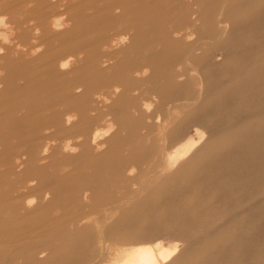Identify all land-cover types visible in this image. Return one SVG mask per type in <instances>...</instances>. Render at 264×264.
Wrapping results in <instances>:
<instances>
[{"label":"rangeland","instance_id":"1","mask_svg":"<svg viewBox=\"0 0 264 264\" xmlns=\"http://www.w3.org/2000/svg\"><path fill=\"white\" fill-rule=\"evenodd\" d=\"M45 11L70 31L49 27L36 54L6 48L39 35ZM0 14V264H121L156 240L181 248L165 264H264V0H0ZM123 30L121 45L104 44ZM75 49L60 76L38 58ZM79 83L58 105L73 127L40 110ZM200 127L214 134L176 157ZM16 155L30 161L17 167ZM21 183L41 187L24 201L51 190L43 207L14 209Z\"/></svg>","mask_w":264,"mask_h":264},{"label":"bare ground","instance_id":"2","mask_svg":"<svg viewBox=\"0 0 264 264\" xmlns=\"http://www.w3.org/2000/svg\"><path fill=\"white\" fill-rule=\"evenodd\" d=\"M19 1V0H18ZM34 1V0H33ZM65 1V0H64ZM257 1V0H256ZM12 2V1H11ZM26 2H28V1H26ZM30 2V1H29ZM28 2V3H29ZM32 2V1H31ZM45 2H48V1H45ZM63 2V1H62ZM138 2H140V1H138ZM178 2V1H177ZM198 1H196L195 3H197ZM53 3V2H52ZM77 3V2H76ZM142 3V2H141ZM147 3V2H146ZM167 3V2H166ZM225 3V2H224ZM224 3H222V5H224ZM20 4V3H19ZM59 4V3H58ZM72 6H73V4H71ZM250 5H252L251 3H250ZM28 6V5H27ZM15 7H16V5H15ZM29 7V6H28ZM59 7V6H58ZM11 8H13L12 6H11ZM17 8V7H16ZM20 8V7H19ZM61 8V7H60ZM170 8V7H169ZM7 9V8H6ZM9 9H10V7H9ZM21 9V8H20ZM106 9H107V7H106ZM119 9V8H118ZM173 9V8H172ZM183 9V8H182ZM181 9V10H182ZM62 10H64V8H62ZM88 11V10H87ZM98 11V10H97ZM119 11H121V10H119ZM103 12V11H102ZM220 12V11H219ZM10 13H12V11L10 12ZM24 13V12H23ZM47 13L48 12H46L45 11V15H43V16H41L40 17V20H38L35 24H33V26H32V28L33 29H36V30H39L40 31V34L39 35H35V36H32L31 38H32V40H31V42H25V41H22L21 43H14L13 45H8L6 48H8V49H10L11 47H16V48H21L20 49V51H22V52H25V53H27V52H30V53H33V54H36L37 52H39L40 51V49H41V47H42V45L44 44L43 42H40L39 40L42 38V37H44V35L49 31V27L51 28V29H54V30H62V31H60V33H66V32H69L70 31V29H67V27L65 26V24L67 23V20H65V19H62L60 16V19L58 18V19H54V21H50V22H48L47 21ZM60 13V12H59ZM19 14V13H18ZM49 14V13H48ZM1 15V14H0ZM56 15V14H55ZM54 15V16H55ZM64 15V14H63ZM2 16V15H1ZM33 16V15H32ZM3 18H4V15L2 16ZM7 17V16H6ZM23 17V16H22ZM2 18V19H3ZM168 18V17H167ZM166 18V19H167ZM24 19V18H23ZM49 19V18H48ZM26 20V19H25ZM218 20V19H217ZM225 20L227 21V20H229L228 19V16L226 15V18H225ZM166 21V20H165ZM239 21V20H238ZM32 22H34V21H32ZM69 22V21H68ZM217 22V21H216ZM204 24V23H203ZM202 24V25H203ZM3 25V24H2ZM195 25V24H194ZM246 25V24H245ZM252 25V24H251ZM5 26H6V24H4V28H5ZM63 27H64V29H63ZM10 28L11 29H14L15 27H11L10 26ZM26 28V27H25ZM224 28V27H223ZM226 28L230 31V32H232V31H234V29L236 28V24H234V23H231V26H229V25H226ZM6 30V29H5ZM16 30V29H15ZM184 29H183V27H180V28H174L171 32H173L174 33V35H177L178 33H180V35H177V36H174L176 39H180V38H182V37H185L187 34H188V32L187 31H183ZM189 30V29H188ZM223 30V29H222ZM2 31V30H1ZM10 31H12V30H10ZM27 32H28V30H27ZM221 32V31H220ZM3 33V32H2ZM1 33V34H2ZM11 32H9V34H10ZM0 34V35H1ZM4 34V33H3ZM13 34V33H12ZM127 34H128V32L127 31H119L118 33L116 32V33H113L111 36H109V37H107L106 39H105V41H104V44H107V45H109L110 47H112V46H115V45H121L120 43H121V41L123 40V38L125 37V36H127ZM169 34V33H168ZM6 34H4V36H5ZM173 35V34H172ZM190 35H192V34H190ZM189 35V36H190ZM63 36V35H62ZM85 36V35H84ZM132 36V35H131ZM2 37H3V35H2ZM6 37V36H5ZM64 37V36H63ZM87 36H85L84 38H86ZM59 38V37H58ZM65 38V37H64ZM63 38V39H64ZM186 38V37H185ZM216 38V37H215ZM218 38V37H217ZM46 39V38H45ZM208 40V39H207ZM7 41V40H6ZM43 41V40H42ZM214 41V40H213ZM56 42V41H55ZM175 47V46H174ZM18 48V49H19ZM170 48V47H169ZM169 48H166V49H169ZM1 49H2V47H0V51H1ZM158 49V48H157ZM76 49L74 50V52H71V53H67V54H64V55H61V57L60 58H54V57H49L48 55H50V54H43V53H40V55H39V59H43V63H45L44 65L46 66V65H48V67L47 68H45V69H47L49 72V74L50 73H58L59 74V76H60V74L62 75V74H66L67 72H70V71H66V72H64V71H62V73L60 72V70H62V69H66V70H68V68L70 69V67L72 68V66H73V68L75 69L76 68V64H77V60L80 58V57H82V56H80V55H77L76 54ZM242 51H245V49L244 50H242ZM138 52V51H137ZM162 53V52H161ZM240 54H241V52H240ZM242 54H246V53H242ZM158 55V54H157ZM161 55V54H160ZM189 55V54H188ZM256 55H258V54H256ZM11 56V55H10ZM236 56V55H235ZM238 56V55H237ZM236 56V57H237ZM243 56V55H242ZM242 56H240V57H242ZM32 57V56H31ZM145 57V56H144ZM75 59H76V61H75ZM245 60V59H244ZM129 61V60H128ZM254 61H256V60H254ZM253 61V62H254ZM188 62V61H187ZM199 62V61H198ZM104 63V62H103ZM27 64V63H26ZM199 64V63H198ZM251 64V63H250ZM43 65V66H44ZM145 65V64H144ZM244 65V64H243ZM246 65V64H245ZM249 65V64H248ZM247 66V65H246ZM73 69V70H74ZM144 70V69H143ZM31 71V70H30ZM29 71V72H30ZM253 71H255V70H253ZM117 72V71H116ZM234 72H235V70H234ZM197 73V72H196ZM35 74V73H34ZM142 74V73H141ZM236 74V73H235ZM238 74V73H237ZM199 76V75H198ZM45 77V76H44ZM236 77H237V75H236ZM238 77H239V75H238ZM128 79V78H127ZM108 80V79H107ZM113 80V79H112ZM200 81V80H199ZM202 82V81H201ZM200 82V84H202ZM0 86H1V82H0ZM81 86V84L79 83V84H76V85H72V84H65V85H63L62 87H60L59 88V91H61V98H54V99H49L48 101H45V103L44 104H42V106H41V109L40 110H43V111H45V114H48V115H51V116H58V115H61L60 116V120H59V122L58 123H61V119L63 118V116H64V120H66L67 121V123L68 124H70V127L69 128H71V127H73V125L74 124H76V123H72L73 121H71V119L70 118H72L73 116L72 115H74V114H71L70 113V109H60L59 107H58V105H60V104H63V102L64 101H66L69 97V94H68V91L69 90H71V89H73V90H78V92H79V87ZM25 87V86H24ZM26 89H27V87H25ZM7 88H6V86H4V88L0 91V97L1 96H4L6 93H7V90H6ZM117 89V88H116ZM83 90V89H82ZM201 91V90H200ZM77 92V93H78ZM12 95H14V97H18L19 98V96L21 95L20 94V91H17V90H15V91H13L12 92ZM73 95V94H72ZM164 95V94H163ZM87 98H88V96H87ZM5 100V99H4ZM74 103V102H73ZM101 103V102H100ZM151 105V104H150ZM152 106V105H151ZM10 108V107H9ZM5 109V108H4ZM153 109V108H152ZM151 109V110H152ZM15 112V111H14ZM16 113V112H15ZM14 113V114H15ZM263 113V112H262ZM101 114H103L102 112H101ZM262 117V115H259V117ZM258 117V116H257ZM2 119H3V117H2ZM246 119V118H245ZM259 120H261V119H259ZM261 122V121H260ZM260 122H258V123H255V124H258L259 125V123ZM71 123H72V125H71ZM254 123V122H253ZM130 124V123H129ZM246 124V123H245ZM255 124H253V125H255ZM252 125V124H251ZM252 125V126H253ZM96 126V125H95ZM111 127V126H110ZM258 127V126H257ZM29 128V127H28ZM96 128V127H95ZM94 128V129H95ZM106 128V127H105ZM104 128V129H105ZM103 129V130H104ZM110 129V128H109ZM178 129V128H177ZM88 130V129H87ZM90 130H88L87 132H89ZM213 129H208L207 131H204L201 127L200 128H196V134H195V136L194 137H190V138H188L187 140H185L181 145H180V147L174 152V155L176 156V157H186L187 155L189 156V154L191 155V152H192V150H194V148H196V147H198V146H200V142L201 141H203L204 139H205V137H206V134H209V135H213L214 133H213ZM99 132H100V130H97V132H96V134H95V137H94V139L92 140V144H94V146L95 147H99L100 145H102L103 143H106L105 141H100V140H96V137L98 136V134H99ZM54 134H55V132H49V133H47L46 135H45V139L47 140V141H45V142H41L40 143V145H41V147H42V149H44L43 150V152H42V154H41V156H39L38 158H39V160H45L46 159V151H47V149H50V148H48V147H50L51 145V140H56L57 141V139L55 138V137H53L54 136ZM9 135V134H8ZM261 135V134H260ZM78 138V137H77ZM100 139H102V137L100 138ZM67 140H69V139H67ZM245 140V139H244ZM66 141V140H65ZM54 142V141H53ZM52 142V144L53 145H56L55 147H61L60 145H62V142H63V140H60L57 144L56 143H53ZM130 142V141H129ZM240 143V142H239ZM241 143H243V142H241ZM79 143H71V145H69V144H67V145H69V146H77ZM66 146V145H65ZM74 148V147H73ZM192 148V149H191ZM72 149V148H71ZM76 149V148H75ZM197 149V148H196ZM74 151V150H73ZM197 151V150H196ZM231 153H230V151H228V152H225L223 155H222V157H224V156H226V155H230ZM87 156H89V155H87ZM2 157H4V155L2 156ZM74 158V157H73ZM80 159V158H79ZM185 159V158H184ZM2 160H3V158H2ZM10 160H11V157H10ZM70 160V159H69ZM72 160V159H71ZM163 160V159H162ZM177 160V159H176ZM188 161H189V159H187ZM16 161H17V163H16V166L17 167H20V168H22L21 166H22V164H24L26 161L28 162V161H30L29 159H24V157H20L19 155H16ZM76 161V160H75ZM74 160H73V162H75ZM182 162L183 160L182 159H180V160H177V162ZM8 162V161H7ZM77 162V161H76ZM11 163V162H10ZM66 163V162H65ZM78 163V162H77ZM66 164H68V163H66ZM65 164V165H66ZM74 164H76V163H74ZM2 165V164H1ZM8 165V164H7ZM21 165V166H20ZM73 165V164H72ZM186 166V165H185ZM16 167V168H17ZM187 167V166H186ZM44 167L43 166H36V167H33V166H30V167H26L25 168V170H23V172L22 173H24V174H29L30 173V171H40V170H42ZM185 168V167H184ZM185 169H187V168H185ZM218 169H219V167H218ZM92 170V169H91ZM131 170V169H130ZM10 171V170H9ZM20 172V171H19ZM89 172V171H88ZM214 172V171H213ZM109 173V172H108ZM209 173V172H208ZM211 173H212V171H211ZM211 173H209V174H211ZM19 175H22V174H19ZM61 176H63V175H61ZM60 176V177H61ZM192 177V176H191ZM193 177H195V176H193ZM37 178H40V177H37ZM188 178V177H187ZM32 180V179H31ZM59 180V179H58ZM58 180H56V181H58ZM62 180V179H61ZM105 180V179H104ZM33 181V180H32ZM103 181V180H102ZM22 182V181H21ZM103 182H105V181H103ZM103 182H102V184H103ZM13 183H14V181H13ZM30 183V182H29ZM32 185H35V184H31L30 186L29 185H25L24 183H21L16 189H15V191L17 192V194L15 195V198L17 199V200H15L17 203H15V205H16V207L14 206V209L15 208H17L18 210H20V211H24L25 213L26 212H28V213H31V211L34 209V208H40V207H43V204H44V202L46 201V199H48V197H49V195H51V190H48V191H45V193L43 194V195H41V194H38V193H36V194H33L31 197H27L26 198V201H24V200H21V199H23L24 198V195H25V193L28 191V192H31V191H33V192H37V191H39V188H41L40 186L39 187H37V186H32ZM104 185V184H103ZM7 188V187H6ZM88 193V192H87ZM86 194V193H85ZM92 198V197H91ZM131 200V199H130ZM133 200V199H132ZM109 202V201H108ZM87 203V202H86ZM154 204V203H153ZM77 207H79V205L77 206ZM264 207V206H263ZM262 207V208H263ZM137 209V208H136ZM136 209L134 210V211H136ZM131 210V209H130ZM245 212V211H244ZM244 212H242V213H244ZM18 213V212H17ZM15 214V213H14ZM40 214V213H39ZM129 214V213H128ZM135 215V214H134ZM126 217V216H125ZM135 217V216H134ZM133 217V218H134ZM137 217V216H136ZM50 218V217H49ZM246 218V217H245ZM247 219H249L248 217H247ZM49 220V219H48ZM240 220V219H239ZM250 220V219H249ZM242 221V220H241ZM229 222V221H228ZM2 223V222H1ZM225 224H227V223H225ZM238 224V223H237ZM237 224L235 225V226H237ZM240 224V223H239ZM238 224V225H239ZM228 225V224H227ZM245 225V224H244ZM240 226V225H239ZM241 226H243V225H241ZM82 227V226H81ZM234 227V226H233ZM31 229V228H30ZM233 229V228H232ZM221 232V231H220ZM236 232H237V230H236ZM206 233V232H205ZM227 233H228V231H227ZM226 233V234H227ZM235 233V232H234ZM208 234V233H207ZM206 234V235H207ZM218 234H219V232H218ZM243 234V233H242ZM220 235V234H219ZM236 235H237V233H236ZM204 236V235H203ZM207 236H209V235H207ZM211 237H212V235H210ZM206 237V236H205ZM204 237V238H205ZM209 239V238H208ZM221 239H222V237H221ZM221 239H220V241H221ZM224 239H226V237H224ZM235 239V238H234ZM209 241V240H208ZM223 241V240H222ZM247 241V240H246ZM227 242V241H226ZM207 243V242H206ZM205 243V244H206ZM223 243V242H222ZM234 243V242H233ZM236 243H238V242H236ZM225 244V243H224ZM223 244V245H224ZM241 244V243H240ZM194 245V244H193ZM200 245H202V243L200 244ZM237 245V244H236ZM196 246V245H195ZM205 246V245H204ZM216 246V245H215ZM226 247V246H225ZM9 248V247H8ZM185 248H187V247H185ZM216 248H217V246H216ZM36 249V248H35ZM201 249V248H200ZM223 249H224V247H223ZM223 249H222V251H223ZM225 249H227V248H225ZM228 249H230L229 247H228ZM199 250V249H198ZM202 250V249H201ZM217 250V249H216ZM212 251V250H211ZM217 251H220V250H217ZM255 251V250H254ZM46 253V252H45ZM36 254V253H35ZM34 254V255H35ZM44 254V253H43ZM57 254V253H56ZM181 248L179 247V245H178V241H175V240H169L168 241V243H166V245H163L162 243H161V241L160 240H156L155 241V243H153V245H150V246H147V245H145V246H139V247H137V249H135L134 251H130V252H128L125 256H124V261L121 263V264H165V263H167V262H169L172 258H175V259H177V258H179L180 256H181ZM225 253L223 252V254H222V256L224 255ZM40 255V254H39ZM209 255V254H208ZM207 255V256H208ZM190 256V255H189ZM221 256V257H222ZM254 256V255H253ZM55 257V256H54ZM241 257V256H240ZM69 258V257H68ZM188 258V257H187ZM205 258V257H204ZM231 258V257H230ZM32 259V258H31ZM59 260L61 259V258H58ZM69 259H71V258H69ZM222 259V258H221ZM54 261H55V259H53ZM201 260H202V258H201ZM224 260V259H223ZM231 260H233V259H231ZM68 261V260H67ZM198 261H200V260H198ZM204 260H202V262H203ZM76 262V261H75ZM87 262V261H86ZM234 262V261H233ZM252 262V261H251ZM65 263V262H64ZM68 263H70V262H68ZM67 263V264H68ZM77 263H78V261H77ZM118 263V262H117ZM182 263V262H181ZM204 263V262H203ZM207 263V262H206ZM237 263V262H236ZM248 263V262H247ZM80 264V263H79ZM85 264V263H84ZM87 264V263H86Z\"/></svg>","mask_w":264,"mask_h":264}]
</instances>
